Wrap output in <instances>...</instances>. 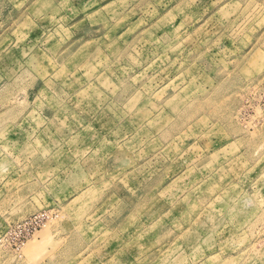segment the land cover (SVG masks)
<instances>
[{"label": "rangeland", "instance_id": "1", "mask_svg": "<svg viewBox=\"0 0 264 264\" xmlns=\"http://www.w3.org/2000/svg\"><path fill=\"white\" fill-rule=\"evenodd\" d=\"M0 264H264V0H0Z\"/></svg>", "mask_w": 264, "mask_h": 264}, {"label": "built area", "instance_id": "2", "mask_svg": "<svg viewBox=\"0 0 264 264\" xmlns=\"http://www.w3.org/2000/svg\"><path fill=\"white\" fill-rule=\"evenodd\" d=\"M49 214L46 211L36 213L17 223L14 228V245L21 248L33 238L46 224Z\"/></svg>", "mask_w": 264, "mask_h": 264}, {"label": "bare ground", "instance_id": "3", "mask_svg": "<svg viewBox=\"0 0 264 264\" xmlns=\"http://www.w3.org/2000/svg\"><path fill=\"white\" fill-rule=\"evenodd\" d=\"M46 229L48 230L49 228H46ZM29 247H30L29 250H33V249H35V244H31ZM160 249H163V247H161Z\"/></svg>", "mask_w": 264, "mask_h": 264}]
</instances>
